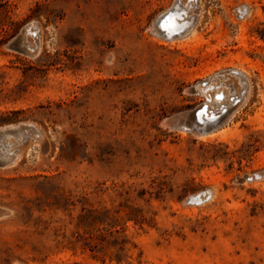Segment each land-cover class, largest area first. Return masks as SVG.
<instances>
[{
	"label": "rangeland",
	"instance_id": "obj_1",
	"mask_svg": "<svg viewBox=\"0 0 264 264\" xmlns=\"http://www.w3.org/2000/svg\"><path fill=\"white\" fill-rule=\"evenodd\" d=\"M175 2L0 0V128L40 133L0 167V264H264V0H194L189 35L154 36ZM32 24L37 55L9 49ZM209 80L223 126L164 127Z\"/></svg>",
	"mask_w": 264,
	"mask_h": 264
},
{
	"label": "bare ground",
	"instance_id": "obj_2",
	"mask_svg": "<svg viewBox=\"0 0 264 264\" xmlns=\"http://www.w3.org/2000/svg\"><path fill=\"white\" fill-rule=\"evenodd\" d=\"M187 10H188L187 12L184 11L183 4L182 3L179 4V2L176 1L170 10H168L166 13H164L157 19L156 23L151 27L152 29L151 32L154 34V36L162 37L166 40H174L176 38L186 37L193 30L194 20H195V16L193 15L192 12H190V8ZM246 10L247 9L244 7L242 13L243 15L246 14ZM176 32H178L179 35L172 36ZM33 43L34 45H36L34 41ZM26 44L30 45L32 48L31 42L26 41ZM235 75L238 78V82H240L241 84L242 82H244L243 93L241 94V96L236 97L237 103H241L245 99L249 85L245 76H243L242 74H241L242 76H239L237 74ZM193 88L195 90L194 92L198 94H202V93L208 94L211 90L215 89V87L211 85V80H209L206 83L203 82V85H202V81H200ZM220 93L217 96H215L216 93L215 94L211 93V95L208 94L209 96H206L207 101L199 108H197V110L195 111V115L189 117L190 121L195 123L210 122L212 121L211 120L212 118H215L219 115H225L228 118L231 115L230 111L234 107L233 106L234 104L228 103V99H225L226 94L224 93L220 94ZM223 94H224V98H223ZM213 100H217V102L216 101L213 102ZM218 106H219L218 109L214 108ZM29 126L30 125H22L21 128L14 129V131L6 133L0 137V161L7 163L13 162L18 157L17 151L13 149L14 147H16V143L20 144L26 138L36 139V136L37 137L40 136V133L36 128H34L33 126L31 127ZM12 137L15 139L16 143L12 141ZM209 192L211 191L209 190ZM198 196L199 195L197 194L193 195V198L198 199ZM211 196H212V192H211Z\"/></svg>",
	"mask_w": 264,
	"mask_h": 264
},
{
	"label": "water",
	"instance_id": "obj_3",
	"mask_svg": "<svg viewBox=\"0 0 264 264\" xmlns=\"http://www.w3.org/2000/svg\"><path fill=\"white\" fill-rule=\"evenodd\" d=\"M34 28H35V26L33 24L24 27L19 32V34L9 42L7 47L11 50L22 53L28 57H35L38 53V50H39L38 42H37L38 40L36 38L34 39V42L36 43V45H34V46L32 45V48L30 45H27L26 41H25V39H27V36H29V34H31V32L34 30ZM176 35H179V33L176 32L172 36H176ZM33 36H35V35H33ZM234 74L242 76L239 72L234 71ZM203 82L206 83L208 81H202V85H203ZM189 91L194 93L195 90H194V88H190ZM187 116L188 115H184V114H178V115L172 116V117L164 120L162 122V125L169 130H180V131H184V132H190V133L198 134L199 136H203V135L209 134L210 132L215 131L217 128H219L226 121L225 115H219L215 118H212L211 119L212 121H210V122L195 123V122L190 121V118ZM21 127H22V125L6 126L3 128H0V137L6 133L14 131V129L21 128ZM29 127H31V126H29ZM11 163L12 162L7 163V162L0 161V167L8 166ZM259 178H261V174L257 173V174H253L251 176H244L243 180L252 181V180H257ZM197 195H199L198 199H194L193 196H191L186 200V203L192 204V205H199V204H202L203 202H206L207 200H209L211 198L210 197L211 192H209V190H205L203 192H200ZM1 214H2V211H0V215Z\"/></svg>",
	"mask_w": 264,
	"mask_h": 264
},
{
	"label": "trees",
	"instance_id": "obj_4",
	"mask_svg": "<svg viewBox=\"0 0 264 264\" xmlns=\"http://www.w3.org/2000/svg\"><path fill=\"white\" fill-rule=\"evenodd\" d=\"M3 6H5V4H0V8H4ZM11 26H12V24L11 25H7L4 28H0L4 32L6 39L10 38L13 35L14 30L12 28L13 26L12 27ZM87 212H90V215H92V217H98L96 215V213H94V211H87ZM91 223L94 226H104L105 225V222L97 220L96 218L94 220H92ZM110 226L112 228L115 227L112 224H110ZM102 240H104L103 237H102Z\"/></svg>",
	"mask_w": 264,
	"mask_h": 264
},
{
	"label": "flooded vegetation",
	"instance_id": "obj_5",
	"mask_svg": "<svg viewBox=\"0 0 264 264\" xmlns=\"http://www.w3.org/2000/svg\"><path fill=\"white\" fill-rule=\"evenodd\" d=\"M176 1H180V0H176ZM187 2H186V5L184 4L183 5V7H184V11H188L187 9H189L190 8V10H193L194 9V7H195V5H193V3H192V1H194V0H186ZM186 6V7H185ZM244 9V8H243ZM242 16V15H241ZM193 17V16H192Z\"/></svg>",
	"mask_w": 264,
	"mask_h": 264
}]
</instances>
